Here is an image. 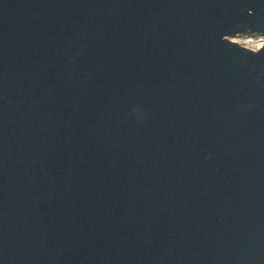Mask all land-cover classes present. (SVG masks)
<instances>
[{"label": "water", "instance_id": "1", "mask_svg": "<svg viewBox=\"0 0 264 264\" xmlns=\"http://www.w3.org/2000/svg\"><path fill=\"white\" fill-rule=\"evenodd\" d=\"M0 264H264V0H0Z\"/></svg>", "mask_w": 264, "mask_h": 264}, {"label": "rangeland", "instance_id": "2", "mask_svg": "<svg viewBox=\"0 0 264 264\" xmlns=\"http://www.w3.org/2000/svg\"><path fill=\"white\" fill-rule=\"evenodd\" d=\"M259 39L261 38L240 37V38H233L232 40L245 47H248L249 49H253V48L258 47L260 43ZM247 40H252V42H247Z\"/></svg>", "mask_w": 264, "mask_h": 264}, {"label": "built area", "instance_id": "3", "mask_svg": "<svg viewBox=\"0 0 264 264\" xmlns=\"http://www.w3.org/2000/svg\"><path fill=\"white\" fill-rule=\"evenodd\" d=\"M251 38V37H250ZM259 42L262 44V39H259ZM261 46V45H260ZM259 46V47H260ZM259 47H256V48H253V50H256V49H258ZM248 48V47H247Z\"/></svg>", "mask_w": 264, "mask_h": 264}, {"label": "bare ground", "instance_id": "4", "mask_svg": "<svg viewBox=\"0 0 264 264\" xmlns=\"http://www.w3.org/2000/svg\"><path fill=\"white\" fill-rule=\"evenodd\" d=\"M247 42H252V40H247ZM261 45V43H259L258 47Z\"/></svg>", "mask_w": 264, "mask_h": 264}, {"label": "clouds", "instance_id": "5", "mask_svg": "<svg viewBox=\"0 0 264 264\" xmlns=\"http://www.w3.org/2000/svg\"><path fill=\"white\" fill-rule=\"evenodd\" d=\"M252 34H253V35H259V36L261 35V34H259V33H252Z\"/></svg>", "mask_w": 264, "mask_h": 264}]
</instances>
